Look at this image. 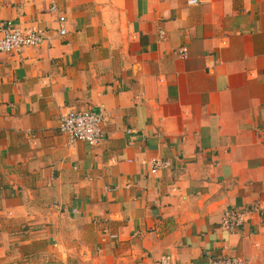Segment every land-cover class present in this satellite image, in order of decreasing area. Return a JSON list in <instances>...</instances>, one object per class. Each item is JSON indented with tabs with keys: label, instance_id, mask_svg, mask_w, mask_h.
Here are the masks:
<instances>
[{
	"label": "crops",
	"instance_id": "obj_1",
	"mask_svg": "<svg viewBox=\"0 0 264 264\" xmlns=\"http://www.w3.org/2000/svg\"><path fill=\"white\" fill-rule=\"evenodd\" d=\"M3 24L43 39L0 51V264H264V0H0Z\"/></svg>",
	"mask_w": 264,
	"mask_h": 264
},
{
	"label": "built area",
	"instance_id": "obj_2",
	"mask_svg": "<svg viewBox=\"0 0 264 264\" xmlns=\"http://www.w3.org/2000/svg\"><path fill=\"white\" fill-rule=\"evenodd\" d=\"M195 1V0H192ZM51 10H56L55 4H51ZM63 16L59 17L62 21ZM0 51L15 52L20 51L24 46H35L40 44L43 34L37 29L22 30L18 27L3 24L0 28ZM65 29L60 27L59 33L63 34ZM163 34V32H161ZM187 54L185 46L179 49L180 57L184 58ZM103 116L92 109L75 110L70 109L59 118L58 129L65 134L69 141H84L90 145H98L103 139ZM167 160L153 159L151 171L161 167H167ZM248 210H225L221 217V227L224 230L232 231L237 229L247 219ZM111 237H115L112 234ZM159 264H175L170 254H163L159 258ZM207 264H250L248 260L238 257L211 258Z\"/></svg>",
	"mask_w": 264,
	"mask_h": 264
}]
</instances>
